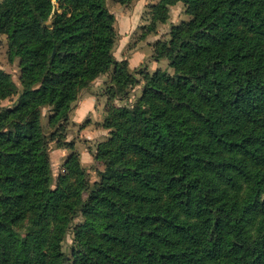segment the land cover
<instances>
[{"label": "trees", "instance_id": "trees-1", "mask_svg": "<svg viewBox=\"0 0 264 264\" xmlns=\"http://www.w3.org/2000/svg\"><path fill=\"white\" fill-rule=\"evenodd\" d=\"M178 1L190 18L153 55L174 71L110 105L91 188L76 153L52 186L49 143L100 74L114 66L113 98L136 82L116 17L106 0H0L23 86L0 67V101L17 96L0 108V264H264V0H160L153 18Z\"/></svg>", "mask_w": 264, "mask_h": 264}, {"label": "rangeland", "instance_id": "rangeland-1", "mask_svg": "<svg viewBox=\"0 0 264 264\" xmlns=\"http://www.w3.org/2000/svg\"><path fill=\"white\" fill-rule=\"evenodd\" d=\"M160 0H132L122 3L118 0H106L108 9L114 13L117 39L113 51L118 61H126L130 73L136 82L129 84L128 95L113 98L110 89L114 84V66L100 74L87 87L80 90L73 103L69 118L63 122L57 135L50 137V159L53 173L52 186L65 172V162L72 153H76L81 166L86 170L91 188L94 187L105 171V164L97 158L99 144L110 137L111 130L104 126L110 105L131 106L142 95L147 74L157 70L173 73L167 59H155V44L168 41L173 25L188 20L184 2L170 4L167 20L153 18V5ZM58 6V0H53ZM0 67L11 73L12 79L22 90L20 57L10 58L8 36L0 33ZM17 96L0 101V108L13 104ZM51 108H44L43 123L48 134L54 129L48 124ZM87 194H85L86 196ZM82 216L76 212L72 225L80 223ZM73 244L72 228L63 241V249L69 252ZM70 253V252H69Z\"/></svg>", "mask_w": 264, "mask_h": 264}]
</instances>
